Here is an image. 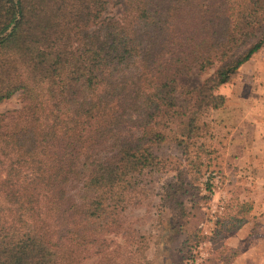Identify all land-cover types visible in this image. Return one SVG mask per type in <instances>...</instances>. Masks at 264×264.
Returning a JSON list of instances; mask_svg holds the SVG:
<instances>
[{
    "label": "trees",
    "instance_id": "obj_1",
    "mask_svg": "<svg viewBox=\"0 0 264 264\" xmlns=\"http://www.w3.org/2000/svg\"><path fill=\"white\" fill-rule=\"evenodd\" d=\"M116 2L118 19L103 17L106 0H0V104L20 97L0 113V264H86L96 244V264H152L126 209L172 171L162 197L188 216L210 152L201 118L264 45V0ZM193 69L212 71L179 90Z\"/></svg>",
    "mask_w": 264,
    "mask_h": 264
},
{
    "label": "rangeland",
    "instance_id": "obj_2",
    "mask_svg": "<svg viewBox=\"0 0 264 264\" xmlns=\"http://www.w3.org/2000/svg\"><path fill=\"white\" fill-rule=\"evenodd\" d=\"M106 1L103 17L120 18L122 11L116 0ZM259 50L241 65L231 82L218 88L217 91L225 96L224 105L207 109L201 118L206 127L200 140L210 152L201 155L202 178L198 189L195 191L193 186L190 187V192L183 197L188 216H180L162 197L160 186L173 181L172 171L155 174L153 194L139 205L126 209L124 227L128 233L135 232L139 245L146 241L145 255L152 264H232L238 258L241 260L239 264L252 261L264 264V155L246 152V138L244 141L243 137H238L236 131L249 127L244 121L250 122V112L256 106L260 111L257 110L255 118L264 117V45ZM211 71L199 73L193 69L179 76V90L194 87ZM19 106V93H15L0 104V113ZM237 117L243 121L239 125ZM258 124V132L255 130L251 134H261L262 123ZM242 139L244 142L239 148L238 141ZM249 139L262 142L259 135ZM160 152L180 155L179 150L171 145L162 146ZM253 164L258 166L251 169ZM207 179L212 185L211 190H206L203 184ZM194 192L198 194L192 203L191 194ZM248 206L251 211L243 213ZM242 214L246 215V221L234 229L236 219ZM104 239L113 247L116 243L122 246L127 243L121 233H112ZM136 245L129 244L126 250H133ZM97 247L98 244L90 248L86 264H96ZM122 248L119 252L126 253ZM123 259L124 263L119 254L112 264H126V255Z\"/></svg>",
    "mask_w": 264,
    "mask_h": 264
},
{
    "label": "crops",
    "instance_id": "obj_3",
    "mask_svg": "<svg viewBox=\"0 0 264 264\" xmlns=\"http://www.w3.org/2000/svg\"><path fill=\"white\" fill-rule=\"evenodd\" d=\"M262 49H263V46H262ZM259 51H261V50H259ZM251 59V58H250ZM249 59V60H250ZM248 60V61H249ZM247 62V61H246ZM263 96H264V94H263ZM257 110H259V107L258 106H256L254 109H253V111L252 112H250L251 113V115H250V117H251V120H250V122H252V123H254V125L255 124H257V125H255V126H253L250 122H247V121H244V122H246V123H248L249 124V127H252V128H246V129H243V130H240L239 128L238 129H236V131H237V133H238V137H240V138H242L243 137V139H244V141H245V138H246V147H247V149H246V152L248 151L250 154H252V155H255V154H263L264 155V117H261V115H260V118L259 119H257V118H255V116H256V114L258 113L257 112ZM260 111V110H259ZM263 114H264V107H263ZM238 118V125L239 124H241L243 121H241L240 120V117H237ZM240 120V121H239ZM258 123H262V129H261V134H259V133H257L258 132V129L256 128V126H259V124ZM238 127V126H237ZM236 127V128H237ZM234 131H235V129H233ZM257 131L256 133H254V135L253 134H251V132H253V131ZM258 135L262 138V142H258L256 139H255V141L254 142H252V139H249V138H258ZM243 139L242 140H240V141H238V144H239V148H240V146H241V144L244 142L243 141ZM252 142V144H250ZM240 152H245V151H241L240 150ZM239 152V153H240ZM263 161H264V158H263ZM255 166H258V164H253L252 165V167H250L251 169H253ZM263 168H264V162H263ZM232 246H237V245H235V244H232ZM241 260L238 258V259H236V261L235 262H233L232 264H239V262H240ZM248 264H254L253 263V261L252 262H249Z\"/></svg>",
    "mask_w": 264,
    "mask_h": 264
}]
</instances>
